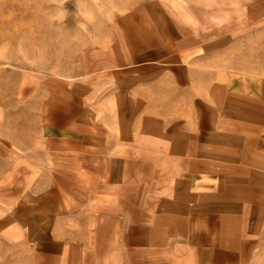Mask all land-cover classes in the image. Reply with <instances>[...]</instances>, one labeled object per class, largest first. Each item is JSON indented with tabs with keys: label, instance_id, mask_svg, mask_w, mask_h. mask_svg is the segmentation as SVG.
<instances>
[{
	"label": "rangeland",
	"instance_id": "1",
	"mask_svg": "<svg viewBox=\"0 0 264 264\" xmlns=\"http://www.w3.org/2000/svg\"><path fill=\"white\" fill-rule=\"evenodd\" d=\"M254 202L264 0H0V264H153Z\"/></svg>",
	"mask_w": 264,
	"mask_h": 264
},
{
	"label": "crops",
	"instance_id": "2",
	"mask_svg": "<svg viewBox=\"0 0 264 264\" xmlns=\"http://www.w3.org/2000/svg\"><path fill=\"white\" fill-rule=\"evenodd\" d=\"M242 211L241 208L240 215L234 216V219H239V222H235L234 235L183 237L182 241H172L169 244L182 247L181 250L186 248L188 252H181L184 256L180 254L163 258L160 255L153 259V264H264V236L255 234L258 228H262L258 225L261 212L257 202L251 203L249 211L246 210L249 213H246L245 223L254 229V234H241ZM183 242L185 244H181Z\"/></svg>",
	"mask_w": 264,
	"mask_h": 264
}]
</instances>
